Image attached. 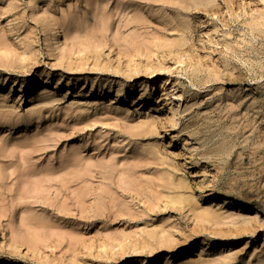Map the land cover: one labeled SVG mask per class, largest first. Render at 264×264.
<instances>
[{"label":"rangeland","instance_id":"rangeland-1","mask_svg":"<svg viewBox=\"0 0 264 264\" xmlns=\"http://www.w3.org/2000/svg\"><path fill=\"white\" fill-rule=\"evenodd\" d=\"M185 261L264 264V0H0V264Z\"/></svg>","mask_w":264,"mask_h":264},{"label":"bare ground","instance_id":"bare-ground-1","mask_svg":"<svg viewBox=\"0 0 264 264\" xmlns=\"http://www.w3.org/2000/svg\"><path fill=\"white\" fill-rule=\"evenodd\" d=\"M31 86L33 85V83H31L30 84ZM35 85V84H34ZM161 90L162 91H164V92H166V96H168V97H172L173 95H180L179 93H177L178 91H177V88H171V89H168V88H166L165 86H162L161 87ZM112 104H114V101H113V103ZM218 206H219V209H218V211H220V210H226L228 207H234V208H237V209H241V211H245L246 209V212H251L252 211V208H248V207H244L242 204H240L239 202H237V201H235V200H233V199H231V198H228V197H225L224 199H223V201L222 202H220V204H218ZM242 213V212H241ZM203 220L204 221H207V222H215V221H217V219H219V216H214L213 214H209V213H207V214H205V215H203ZM247 223H249V221H245V222H241L240 224L241 225H245V224H247ZM239 225V224H238ZM207 250H208V247L207 246H205V247H202L201 248V250H200V255H197L196 254V256H198V257H203V256H205L206 255V253H207ZM186 262V261H185ZM184 264H189V262H186V263H184Z\"/></svg>","mask_w":264,"mask_h":264}]
</instances>
